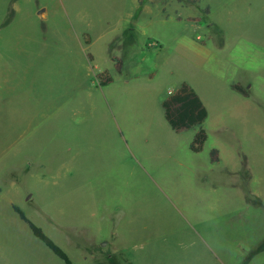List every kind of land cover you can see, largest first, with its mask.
I'll use <instances>...</instances> for the list:
<instances>
[{
	"label": "rangeland",
	"instance_id": "1",
	"mask_svg": "<svg viewBox=\"0 0 264 264\" xmlns=\"http://www.w3.org/2000/svg\"><path fill=\"white\" fill-rule=\"evenodd\" d=\"M13 206L72 264H264V0H0V264H65Z\"/></svg>",
	"mask_w": 264,
	"mask_h": 264
},
{
	"label": "trees",
	"instance_id": "2",
	"mask_svg": "<svg viewBox=\"0 0 264 264\" xmlns=\"http://www.w3.org/2000/svg\"><path fill=\"white\" fill-rule=\"evenodd\" d=\"M88 59L92 60V56L88 54ZM108 78L106 82L111 81ZM236 90L243 96H248V92L240 86H236ZM165 118L170 127L176 133H181L201 125L207 118L208 112L199 96L187 85H183L176 93L163 102ZM208 139L205 130L201 129L197 132L195 139L191 145V150L195 153L202 151L204 144ZM211 161L216 163L219 161V152L214 149L211 152ZM14 211L20 219L25 222L31 229L34 236L39 239L55 256L62 260L65 264H72L66 252L51 240L41 228L32 223L26 214L17 206H13Z\"/></svg>",
	"mask_w": 264,
	"mask_h": 264
}]
</instances>
